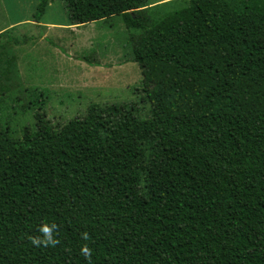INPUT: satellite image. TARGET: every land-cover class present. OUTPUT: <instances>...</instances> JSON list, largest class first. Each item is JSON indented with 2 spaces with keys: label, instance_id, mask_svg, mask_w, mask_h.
Masks as SVG:
<instances>
[{
  "label": "trees",
  "instance_id": "obj_1",
  "mask_svg": "<svg viewBox=\"0 0 264 264\" xmlns=\"http://www.w3.org/2000/svg\"><path fill=\"white\" fill-rule=\"evenodd\" d=\"M61 1L70 25L136 31L150 113L91 104L54 127L31 91L35 129H0V264H264V0Z\"/></svg>",
  "mask_w": 264,
  "mask_h": 264
},
{
  "label": "rangeland",
  "instance_id": "obj_2",
  "mask_svg": "<svg viewBox=\"0 0 264 264\" xmlns=\"http://www.w3.org/2000/svg\"><path fill=\"white\" fill-rule=\"evenodd\" d=\"M152 1H171L166 10L180 4L147 0L148 6ZM39 2L0 0V33L7 32L0 48V129L13 137L24 126L35 129L32 90L46 93V118L54 127L82 117L91 104H132L141 118L148 117L150 105L137 90L141 71L127 61L129 36L136 31L126 30L120 16L70 25L61 0H48L36 22Z\"/></svg>",
  "mask_w": 264,
  "mask_h": 264
},
{
  "label": "clouds",
  "instance_id": "obj_3",
  "mask_svg": "<svg viewBox=\"0 0 264 264\" xmlns=\"http://www.w3.org/2000/svg\"><path fill=\"white\" fill-rule=\"evenodd\" d=\"M41 232L44 234L45 239L43 241L39 240V239H34L33 243L34 244H39L41 242L46 243V244H54L55 240L52 238L51 236V229H49L48 227H43L41 228ZM86 238V236H85ZM81 253L88 258L90 256V249L87 246H83L81 248Z\"/></svg>",
  "mask_w": 264,
  "mask_h": 264
},
{
  "label": "crops",
  "instance_id": "obj_4",
  "mask_svg": "<svg viewBox=\"0 0 264 264\" xmlns=\"http://www.w3.org/2000/svg\"><path fill=\"white\" fill-rule=\"evenodd\" d=\"M158 1H160V0H158ZM155 2H157V1H155ZM150 4L153 5V4H155V3L152 1V2H150ZM40 22H41V21H40Z\"/></svg>",
  "mask_w": 264,
  "mask_h": 264
}]
</instances>
